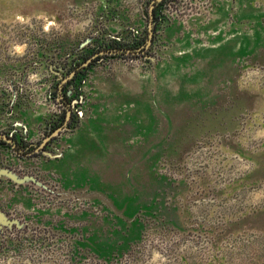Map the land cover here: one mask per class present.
<instances>
[{
    "label": "rangeland",
    "instance_id": "1",
    "mask_svg": "<svg viewBox=\"0 0 264 264\" xmlns=\"http://www.w3.org/2000/svg\"><path fill=\"white\" fill-rule=\"evenodd\" d=\"M150 3L0 0V107L17 80L35 128L53 109L39 68L146 34ZM164 13L150 56L93 66L59 161L13 162L43 189L0 175V264H264V0Z\"/></svg>",
    "mask_w": 264,
    "mask_h": 264
},
{
    "label": "flooded vegetation",
    "instance_id": "2",
    "mask_svg": "<svg viewBox=\"0 0 264 264\" xmlns=\"http://www.w3.org/2000/svg\"><path fill=\"white\" fill-rule=\"evenodd\" d=\"M173 1L151 0L147 11L148 27L145 35L131 29V34L127 35L130 42H124L123 36L119 34L108 35L104 39L102 36V40L91 39L82 47L86 49L79 61L71 63L70 67L45 69L40 67L39 69L43 70L47 77L43 97L53 105V109L37 119L38 122L34 124L35 128L30 127L26 120V112L32 102L29 101L31 94L27 93L24 96L18 94L15 91L18 88L17 80L11 81L8 99L4 106L0 107V175L6 172V169L16 170L17 172L9 179L18 186L23 183L42 184V179L46 184L44 176L46 177L48 172L42 175L43 171H34L32 168L23 172L22 167L13 162L24 163L25 160L35 159L43 166L61 159L63 156L61 141L65 140L63 134L67 130L73 131L81 122L80 118L84 111L82 105L86 98L84 86L93 66L107 56L120 58L136 57L142 54L150 56L158 41V30L167 26L165 8ZM155 9L156 15L154 14ZM32 111L35 112V109ZM4 182L5 180L0 176V188ZM41 189H43V184Z\"/></svg>",
    "mask_w": 264,
    "mask_h": 264
},
{
    "label": "water",
    "instance_id": "3",
    "mask_svg": "<svg viewBox=\"0 0 264 264\" xmlns=\"http://www.w3.org/2000/svg\"><path fill=\"white\" fill-rule=\"evenodd\" d=\"M112 52H115V51H112ZM2 216H3V215H2V213L0 212V220L2 219Z\"/></svg>",
    "mask_w": 264,
    "mask_h": 264
},
{
    "label": "trees",
    "instance_id": "4",
    "mask_svg": "<svg viewBox=\"0 0 264 264\" xmlns=\"http://www.w3.org/2000/svg\"><path fill=\"white\" fill-rule=\"evenodd\" d=\"M156 13V9L154 10V14ZM156 15V14H155ZM156 17V16H155Z\"/></svg>",
    "mask_w": 264,
    "mask_h": 264
},
{
    "label": "crops",
    "instance_id": "5",
    "mask_svg": "<svg viewBox=\"0 0 264 264\" xmlns=\"http://www.w3.org/2000/svg\"><path fill=\"white\" fill-rule=\"evenodd\" d=\"M33 121H34V119H33ZM1 124V123H0ZM78 148V147H77ZM59 163V162H58ZM57 166H59V164L57 165Z\"/></svg>",
    "mask_w": 264,
    "mask_h": 264
}]
</instances>
